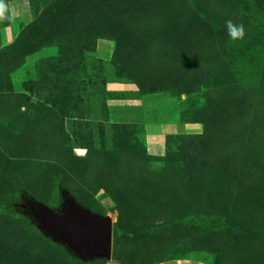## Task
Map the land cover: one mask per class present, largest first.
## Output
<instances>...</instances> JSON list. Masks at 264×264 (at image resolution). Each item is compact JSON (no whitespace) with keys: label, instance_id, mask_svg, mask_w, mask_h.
Here are the masks:
<instances>
[{"label":"rangeland","instance_id":"374dc122","mask_svg":"<svg viewBox=\"0 0 264 264\" xmlns=\"http://www.w3.org/2000/svg\"><path fill=\"white\" fill-rule=\"evenodd\" d=\"M0 5V264H264V0ZM75 28L93 47L58 77ZM196 118L209 138L189 163ZM62 191L109 217V257L74 256L24 213L61 212Z\"/></svg>","mask_w":264,"mask_h":264},{"label":"water","instance_id":"95a60500","mask_svg":"<svg viewBox=\"0 0 264 264\" xmlns=\"http://www.w3.org/2000/svg\"><path fill=\"white\" fill-rule=\"evenodd\" d=\"M61 197L59 213L33 200L23 205L24 213L45 236L64 245L74 256L84 260L96 255L109 257L112 240L109 217L81 207L65 191Z\"/></svg>","mask_w":264,"mask_h":264},{"label":"trees","instance_id":"16d2710c","mask_svg":"<svg viewBox=\"0 0 264 264\" xmlns=\"http://www.w3.org/2000/svg\"><path fill=\"white\" fill-rule=\"evenodd\" d=\"M62 26H59V29ZM86 32H81L76 30H72L62 41H60V39L57 38V32L54 34L52 32V34L50 35L49 38H54L56 37V40H59L61 43L59 45H57V50H59L61 53V59H59V61L56 64V67L54 68V71L57 72V75L59 77V70L61 68V70L63 69V73L64 75L68 76L71 67V63L73 61V58L76 59V57H79V59H77L75 62L76 65H80L82 63V57L85 56L87 53H89V51L91 50V48L93 47V38H88V33L85 34ZM53 42V41H52ZM53 42V43H54ZM81 81V79H80ZM44 86H46L48 88V92L50 95V99L52 102H54V98H55V90L59 89V91H61V87L56 88L55 82L51 79H47V82H45L43 84ZM68 85V84H67ZM54 88V89H52ZM51 93V94H50ZM185 123H191V119H188L187 121H184ZM192 122H196V123H200L203 129V133L198 134V135H194V136H182L184 142H186L187 144H185L184 147L181 146V149H179V152L181 155L184 154V157H181L183 159H185L187 162L192 163V161L188 160L189 158L195 160L197 159L198 153H199V147L196 145V142L198 140V144H200L203 141H206L209 138V135H206V133L208 132L205 124L203 123V121L199 120L198 118H196L195 120H193ZM179 136H168L166 138V142H167V151L169 153V155L172 153V149L170 144L173 143V141H176L175 138H178ZM209 149H211L212 152L215 151L216 146L215 144H210L209 145ZM205 170V169H204ZM255 230L256 232H258L259 234L264 236V227L261 224H255ZM116 239V230L113 231V240Z\"/></svg>","mask_w":264,"mask_h":264},{"label":"clouds","instance_id":"9594fccd","mask_svg":"<svg viewBox=\"0 0 264 264\" xmlns=\"http://www.w3.org/2000/svg\"><path fill=\"white\" fill-rule=\"evenodd\" d=\"M3 14V5H0V16ZM10 19V17H9ZM226 30L228 36L233 39L237 40L244 36V27L240 24H234L231 20L225 21Z\"/></svg>","mask_w":264,"mask_h":264}]
</instances>
